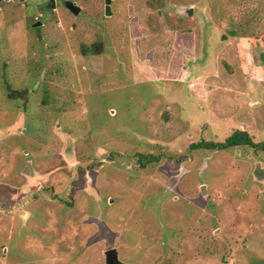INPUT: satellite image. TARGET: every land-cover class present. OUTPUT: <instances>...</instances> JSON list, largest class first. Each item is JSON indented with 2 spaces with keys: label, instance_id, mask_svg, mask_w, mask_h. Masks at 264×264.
<instances>
[{
  "label": "rangeland",
  "instance_id": "1",
  "mask_svg": "<svg viewBox=\"0 0 264 264\" xmlns=\"http://www.w3.org/2000/svg\"><path fill=\"white\" fill-rule=\"evenodd\" d=\"M47 1L0 3V264H264V151L190 147L264 141V0Z\"/></svg>",
  "mask_w": 264,
  "mask_h": 264
},
{
  "label": "trees",
  "instance_id": "2",
  "mask_svg": "<svg viewBox=\"0 0 264 264\" xmlns=\"http://www.w3.org/2000/svg\"><path fill=\"white\" fill-rule=\"evenodd\" d=\"M94 46V45H93ZM89 47L86 49L87 52H98V49L95 47ZM85 52V51H84ZM261 61L264 62V51L260 55ZM249 145L255 149H261L264 151V141L254 142L247 131L236 129L229 136H227L223 141H214V140H200L198 142H193L190 144L192 149H220L225 150L231 147Z\"/></svg>",
  "mask_w": 264,
  "mask_h": 264
},
{
  "label": "water",
  "instance_id": "3",
  "mask_svg": "<svg viewBox=\"0 0 264 264\" xmlns=\"http://www.w3.org/2000/svg\"><path fill=\"white\" fill-rule=\"evenodd\" d=\"M111 0H105V14L110 15L111 14V6H110ZM55 0H48L47 3L45 4L46 9H52L55 8ZM64 6L74 15H77L81 11V7L77 5L75 2L71 0H65L64 1ZM191 12V8L188 9V13ZM41 22H35L33 25L38 26L40 25ZM105 262L106 264H120L119 261H117V256H116V251L113 249H109L106 252L105 255Z\"/></svg>",
  "mask_w": 264,
  "mask_h": 264
},
{
  "label": "flooded vegetation",
  "instance_id": "4",
  "mask_svg": "<svg viewBox=\"0 0 264 264\" xmlns=\"http://www.w3.org/2000/svg\"><path fill=\"white\" fill-rule=\"evenodd\" d=\"M2 1H4V0H0V3H1ZM64 1H65V0H63V4H64Z\"/></svg>",
  "mask_w": 264,
  "mask_h": 264
}]
</instances>
